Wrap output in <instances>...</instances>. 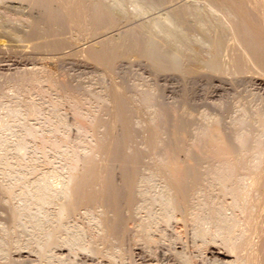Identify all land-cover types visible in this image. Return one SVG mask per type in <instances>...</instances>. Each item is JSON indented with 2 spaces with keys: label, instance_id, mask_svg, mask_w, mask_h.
<instances>
[{
  "label": "bare ground",
  "instance_id": "1",
  "mask_svg": "<svg viewBox=\"0 0 264 264\" xmlns=\"http://www.w3.org/2000/svg\"><path fill=\"white\" fill-rule=\"evenodd\" d=\"M0 1V4L4 5V9H7V11L9 9V11H15L14 13H16L17 10H21L22 12L24 7L31 9L32 12L33 10L35 11L34 14L36 13V16H33L31 19L33 21L30 23L31 27H29L31 31L28 35L31 37L28 36V40L29 37L30 39H39L40 36L46 38L51 36H54L53 38H55V36L64 37L65 34L70 32L71 27L74 28L73 25H70L74 20L70 21L69 18L71 17L73 19L72 16H75L76 20V17H79L81 14L83 20H85L84 23L91 28L88 37L84 36L86 37H83L84 40L81 37L83 41L81 46L85 47V50L81 48L84 50L81 53H85L89 60L103 66L107 70L113 69L117 62L135 59L134 62L136 60L143 61L156 73H173L183 76V78L188 77V79L191 77H201V79L202 77H210L209 80H211V78H213L221 85L217 86L215 84L216 87L213 85L214 91L212 89V96L210 95V97L213 98L221 96L220 92L226 91V87L229 88L231 85L230 88H232V86H234L228 84V86L225 87V81L223 80L225 77L230 78V83L239 81L238 83H242V86L239 84L241 87H244L243 83L251 85H248V87H252L251 90L254 92H250L249 94L250 89L248 90L245 85L246 87L243 88V92L247 90L248 92H246V94L242 92L244 97L240 95L237 97L236 94H239L242 88L239 91V87H236V83L234 90L236 87L238 88L236 90L239 91L237 92L235 90V92H237L235 93L236 97L231 98L234 91L230 88L231 92L233 91L231 96L228 95L230 98L226 97L227 94L223 95L222 93V96L219 97L220 99L223 97L224 100L225 98L230 100H227L228 102L225 100L226 103L223 104L224 106L222 105L223 107H219L221 111L219 112L221 114L216 115L208 111L205 112L206 109L204 111H196L197 107L195 111L192 110L194 107L190 106L192 103L189 104L188 99L181 100V102H183L180 105L183 107L180 109H177L179 107L167 106L168 104L164 105L157 98L155 91H153L154 88L149 89L144 87V85H142L143 87L138 86V83H135V85L132 84L131 86L129 85L130 87L128 90L125 88L126 92L123 91V89H119L122 94H120V91H116L117 89L115 88L116 90L113 91L118 93L113 92L112 97L108 96V99L110 98V100H112V104L114 105H110L115 109L112 108L115 111L112 113L114 115H110L113 116L112 118L110 117L112 119L111 124L118 125V129L115 128V126L114 129H117L119 134L116 135L115 133L117 132H113V126L106 125V128L110 127L111 130L108 131L110 128H107L106 132L104 131V135L97 136V138L99 137L96 140L97 143L93 145L94 150L96 149L95 153L100 152V154L104 155L107 159V162H105L106 166L102 165L106 168H101L100 163H97L100 158L95 161V158H93L96 155L93 153L94 150H88L86 146L89 153L88 155L87 153L83 154L87 157H82V159L79 157L78 159L76 158L78 155H76L72 148L75 157L73 159L71 158L72 156H70V160L66 164V166L68 165V168L65 167L68 170V173L66 172L68 176L66 175L67 177L63 179L58 175V177L54 175V180L55 176L57 178H62L60 180L58 179L55 184H52V181L49 180L48 177H44V175H42L41 178L37 177L38 180L34 181L35 183L32 185H28L27 182L29 181L26 182V179L21 175V177L17 176L16 173H14V177L9 175L12 182L15 184L18 182L21 183H18L19 186L16 185V187L18 186L21 189V192L18 191L20 192L19 197L23 204L25 203L26 208L24 205H21V208L18 203L15 205L16 207H14V205L12 206L13 203H11V207L10 205L8 206L9 212L7 211L8 213L6 212L7 214H5L7 218L9 215V219H7L9 222L7 221V224L10 225L8 226L5 224L4 226L8 236H6L7 233H5V231L2 232L6 234L5 236L7 239L3 237L4 235L0 236L1 238L3 237V239L0 238V257H2V260L9 254V251H7L9 250L8 244L13 243L10 242V238L16 236L14 239L16 242V240H18L16 238L19 237L21 239V237H25L23 234L17 237L19 234L15 235L16 231L13 233L14 230L12 233H9L8 231L12 227L17 230V232L19 230L18 233H20V231L21 233L26 231L25 234L29 231L32 232L31 234H33V232L37 233L35 234L36 236L29 237V241L23 238V241L27 242H24L26 243L25 245L23 244L24 246L19 244L21 247L17 245L15 248L13 246L14 242L12 244L14 251L16 249L14 253H27L28 256H34L33 253H35L38 256L37 258H42L48 262L50 261L52 264V255L56 251L67 250L69 254L81 251V253L84 252L82 253L84 255L82 257L86 261H92L98 256V260L99 258L104 260L106 259L105 257H107L111 258L108 259L109 262L110 260L114 262L115 257H119V255L123 254H119L120 252L118 251L119 253L115 254L117 256L113 255V253H111L115 250L113 245H115L117 249L125 242L124 240L128 238V235L132 233H130L132 229V234L135 235L136 238L134 242L138 239L141 243L144 242L143 244L147 243L146 246L148 247V243L154 245L157 242V239H153L151 236L153 234L156 235L157 233L155 232H159V224L163 223L165 225L164 227L167 228L168 225L166 226V224L179 216L177 222L181 220L184 224L190 223L188 226H191V224L193 225L192 228L196 229H193V231L196 232L194 234L195 237L197 236L203 240L204 236L209 234L213 236V238L210 236L212 238H210L212 240L211 242L216 241L214 238L221 240V246L223 248H220L222 252H215L214 254L221 256L223 260L220 261L214 257V259L217 260L209 259L210 262L212 261L211 264H258L259 259H257L256 250L259 247L260 251L263 253V245L259 243H263L264 238L261 239L262 236L259 237L261 239V242H257L259 246L256 247L257 244L254 245L256 242H253V236L254 234H259V228H256L257 220L255 221V218L257 219V216H255L253 220L254 216L252 214L255 213L258 215V209L260 211L261 208L264 207L262 205L264 202V0H66L67 2L63 0L65 2L64 4L67 3L65 9L60 5L61 3L63 5L62 0L61 3L58 2L59 0ZM24 11L26 10L24 9ZM78 17L77 19L81 20V16ZM78 21H75L76 23L73 24H77ZM74 29L77 30V28ZM74 29L71 30L72 33L75 31ZM86 35H88V33H86ZM43 37L41 39H43ZM70 38L71 37H69L68 40ZM59 39L57 38V40ZM56 44L60 43L57 42ZM74 46L77 47V45ZM32 73L33 75L30 73L28 74L29 79L28 77L27 79H25L26 77L19 79L18 83L16 82L19 84L17 87L21 88L25 86L29 90L30 85L33 84L34 86V84L39 81L38 75L40 73H38V75H36V72ZM43 77H41V79ZM44 81L49 82L48 88L50 85L52 87V79L50 81ZM227 83H229V81ZM35 85H37V83ZM51 87L49 89L54 88L55 85ZM32 88L34 89L35 87ZM65 88L67 89L68 87ZM201 88L203 89V85ZM66 89L64 90L66 91ZM182 89L184 90V87H182ZM38 90H40V87ZM60 90L63 89L60 88L59 91ZM202 91H204V89ZM70 93L72 95V91ZM247 93L249 95H247ZM75 95L78 96L77 94ZM78 97H74L73 94V97H71L72 99L70 98L71 100L67 99L69 103L70 101L72 103H70L71 106H73L71 108L72 112L73 109L75 111L73 113L75 117H73L75 118L76 130L78 129L77 131L81 133L79 134L81 136H85L87 132L90 133V135L93 133L98 135L100 131L97 133V128H99L98 124H100L99 121L101 119L95 121L94 114L93 120L91 119L92 117L88 119L89 116L87 115L85 117L83 114L90 113L82 112L80 107H85V104L81 105L80 103H84L85 101L79 102L78 100L83 97ZM26 103L25 105L27 106L24 109L26 110L25 113L27 112L26 117L30 114H35L32 110L37 111L38 108L33 109L34 106L32 107V105ZM22 105H24V102ZM54 107L55 106H53V109H55ZM57 107H59V105ZM190 107L192 109H190ZM209 107L211 106L209 105ZM198 110H200V108H198ZM18 113L16 109H8V114L10 115H17ZM137 114H141V116L142 114L147 115L144 116V118L146 117L145 120L147 119V121H145L147 122V124H145V139L141 136L142 134H137V126L143 129L142 126L144 125L143 121L142 123L141 120L138 121L141 117H137L138 119L136 118V116H140ZM95 117L97 118V116ZM99 117L101 118L100 115ZM138 122L141 124H138ZM101 125H103L102 122L99 126ZM11 130L12 127L6 121L0 120V133ZM31 131L32 130L28 129L25 131L26 133L24 132L26 138L27 136H32L34 132ZM143 131L145 130L143 129ZM96 135L95 137H90L96 139ZM138 135L144 139L140 141L141 143L139 142L140 137L138 138ZM34 136L35 134L33 137ZM83 138L85 139L86 137ZM25 140L22 139V143L19 142L21 144L18 143V147H14L16 148L14 150L22 154L27 147ZM60 140L62 141V139ZM63 140L66 139L63 138ZM94 140H92V142ZM55 141H53L54 143L48 141L51 146L50 148L53 147L52 149L61 152L62 147ZM4 144L6 146L7 143L3 138L0 141L1 176L4 175V171H8V175L11 170L10 167L14 166L10 160L5 158L6 156H3L6 152L5 149V151L2 152L3 148H5ZM45 144L46 141L43 145ZM39 146L40 148L42 147V142H40ZM44 147L42 148L44 149ZM66 147L67 146H65V148ZM71 147L72 146H70V148ZM68 150L66 148V151L60 154L62 155V153H64V156L71 155V153L66 154ZM14 158H16V156ZM14 161L16 162L17 160ZM22 167L21 164V168H18L22 169ZM4 168L7 170H4ZM61 169L63 168L61 167ZM114 169H116V171H114ZM15 170H17V168ZM62 171L65 170L63 169ZM115 172L116 175L118 174L117 176L114 174ZM53 173V170H51V175H53ZM47 174L45 173L46 176L50 175V173ZM6 176L4 175L3 177L7 179L9 176L7 178ZM1 179L2 177H0V180ZM6 183L8 182H5V184ZM10 184L14 185L13 183ZM0 189L6 200L16 196L15 192L17 190L14 191V186H2ZM17 196L16 198H18ZM227 198L230 200V203L228 200V204H224ZM1 201L0 204L5 203L3 200ZM6 202L9 201L7 200ZM4 205L5 204H3V206ZM258 206H260V208ZM19 207L21 209H19ZM140 212H143L141 216L139 215ZM144 213L146 215L144 217L145 219L142 218L144 216H142V214ZM245 213H249L248 215L250 216L248 217L245 215L244 217L240 215H244ZM238 214L241 217H238ZM138 215L142 221L138 218ZM78 216H80V218L86 217V226L83 223V226H80V223H78L80 225L76 224L75 219H78ZM246 217H248V219ZM137 218L140 221H138ZM242 218H245V221L246 219L249 221L247 229L244 227V230L243 228H239L241 225L240 220L242 223L245 222ZM249 219L253 220L254 223L256 222V225H253L254 223L252 222V224ZM154 221L159 222V224H156ZM129 222L131 225L134 223V227H132L133 225L131 226ZM127 224L130 225V227H128L132 228L131 230L128 229ZM245 224L244 226H246ZM154 225L156 228L158 227L157 230L154 228ZM152 227L155 229V232H151L152 234H150V231H153ZM251 227L252 229H250ZM4 229L2 228L1 230ZM12 234H14V236ZM133 235L130 236L132 237ZM86 238L89 239L88 241L86 240L88 242L87 244L84 240ZM133 239L134 238L131 239L132 242ZM112 240L117 244L119 242L121 244L119 243V246L115 243L112 245ZM127 240L126 242H128ZM132 242L130 241V243ZM138 242L139 241H137V243ZM182 242L184 243L185 241ZM121 247L123 246H120V248ZM243 251L244 253H242ZM76 253L74 257H76ZM85 253L88 254L86 255ZM179 253L180 252H178V257L180 258L179 264H191V257L188 258ZM8 257L10 259V254ZM93 257L95 258L92 259ZM112 257L114 258L112 259ZM9 259L7 258L9 264H15L14 260L11 261V259ZM54 259H56V256ZM98 260L96 259V261ZM4 261L6 260L4 259ZM57 261L63 264V260L62 262L59 259ZM203 261L205 262V260ZM260 261L262 262L259 264H264V258ZM65 262L67 264V261ZM144 264L146 263L144 262ZM147 264H149V260Z\"/></svg>",
  "mask_w": 264,
  "mask_h": 264
},
{
  "label": "rangeland",
  "instance_id": "2",
  "mask_svg": "<svg viewBox=\"0 0 264 264\" xmlns=\"http://www.w3.org/2000/svg\"><path fill=\"white\" fill-rule=\"evenodd\" d=\"M63 1V0H62ZM61 0H59L58 2H62ZM65 2H67L66 0H64ZM63 1V5H62V3L60 4L61 6H62V8L63 9H65V7H67V3L66 4H64L65 2ZM1 2V1H0ZM60 6V7H61ZM0 8H2V9H0V120H3V121H6L11 127H12V130L11 131H6V132H1L0 133V141H1V139H3L4 138V140H5V142L7 143L6 144V146H5V144H4V147L5 148H3V150H2V152L3 151H5L6 150V154L4 153V155L3 156H6L5 158H7L8 160H10V162H12V165H14L13 167H10V171H9V174L7 175V172L8 171H4V175L6 176V178L10 175L11 177H14V173H16V175L17 176H23V178H25L26 179V182L27 181H29V182H27L28 183V185H32V184H34L35 182L34 181H37L38 179H37V177L38 178H41L42 177V175H44V177H48L49 178V180H51L52 181V184H55V182L57 183V181H58V179L60 180V179H64V178H66L68 175H67V169L66 168H68V165L66 166V164L68 163V161L70 160V156H72L71 158H73L74 159V157H75V154H73V152H72V148H73V151H75V153H76V155H78V156H76V158L78 159V157L79 158H81L82 159V157H84L85 158V156L86 155H83V154H86L87 153V155H88V153H89V151L88 150H94V146L93 145H95V143H97V139L99 138H97V136H101V135H104L105 134V132H106V129L107 128H110V127H107L106 128V125H110L111 127L113 126V128L112 129H114V126H115V128H117L118 127V125H112L111 124V121H112V117L113 116H110V115H114V114H112L113 112H115L114 110V108H113V106H111V105H114V104H112V100H110V98L108 99V96L110 97H112V93L114 92L113 90H116V91H120V90H122L123 89V91H125L126 92V90H125V88L128 90V88L132 85V84H134L135 85V83L137 84L138 83V86H142V85H144V87H146V88H149V89H153V91H155V93H156V96H157V98L159 99V101L161 102V103H163L164 105H167V106H172V107H175V108H177V107H179V108H177V109H180V108H182L181 107V105L180 104H182V102H181V100H183V99H185V100H187L188 99V102H189V104H191L190 106L191 107H194L193 109L190 107V109H192V110H194L195 111V108H196V111H204L205 109V112L206 111H208V112H210L211 114H216V115H220L221 113V111H220V108L219 107H223L224 105V103H226V102H228L229 100H228V98H230L229 96H231V94H232V92H233V96H231V98H234V97H238V95H240V96H243V94H246V92H248V90H249V94H250V92L251 93H254V92H252V90H251V88L252 87H248V85L249 84H247V83H243L244 84V87H241L242 85V83H238L239 81H237L236 83L239 85H237L235 82H231L230 83V81L231 80H229L230 78H227V77H223L222 79L225 81V83H224V81H223V83H224V86L226 87V86H228V84L230 85V84H232V85H234L235 86V84H236V87H239V89L238 88H236L235 87V90L236 89H238L239 91L241 90V88H242V91H240V93L239 94H236V96H235V93H237V92H239L238 90H236L237 92H235V90H234V86H232V88H230V86H229V88L232 90L233 89V91L231 92V90L228 88V87H226V91H224V92H220V94H221V96H222V93H223V95H226L227 94V96L226 97H228V98H225V100H226V102H225V100L223 99V97H222V99H220L219 97H221V96H218V97H210V95H211V90L214 88V87H216V85L217 86H221L216 80H214L213 78H211V80H209L210 79V77H202V79H201V77H198V78H189L188 79V77L187 78H183V76H180V75H177V74H171V73H156L151 67H149L148 66V64H146L145 62H143V61H135L134 62V60L135 59H129V60H125V61H120V62H117L115 65H114V67H113V69H111V70H107V69H105L103 66H100V65H98V64H96V63H94L93 61H91V60H89L88 58H87V56L85 55V53H81V52H83L85 49V47H82L81 45H82V43H83V41L81 40V37L83 38L84 36H89V33H90V30H91V28L86 24V23H84L85 22V20H83V18H82V15L80 14V18H81V20L80 19H77V17H76V20H75V16H72L73 17V19L70 17V16H68V17H70L69 19H70V21L72 20H74V22L73 23H76L75 21H78V23L77 24H73V23H70V25L72 26L73 25V27L74 28H77V30L76 29H74V28H72L71 27V30H75V31H73L74 33H72V31L70 30V32L68 33V34H65L64 35V37L63 36H55V38H53L54 36H51V37H48V38H46V37H43V39H41L42 37L40 36V38L38 39V38H31L30 39V35H28L29 33H30V31H31V28L29 29V27H31V22L33 21V20H31L32 18H33V16H36V13L34 14V10H33V12H32V10L31 9H29V8H26V7H24L23 9H22V12H21V10H17V11H19V12H17L16 11V13H14L15 11H13V10H10L11 11V13H10V11H9V9H8V11H7V9L5 10L4 9V5H2V4H0ZM24 9L26 10V11H24ZM28 10H31V11H28ZM2 11V12H1ZM21 12V13H20ZM2 13V14H1ZM31 13V14H30ZM3 15H5V16H3ZM8 15V16H7ZM28 15V16H27ZM32 16V17H31ZM20 17V18H19ZM78 17V18H79ZM5 18V19H4ZM7 18V19H6ZM68 19V20H69ZM8 20H9V22H8ZM82 21V22H81ZM4 23V24H3ZM77 26V27H76ZM79 27V28H78ZM5 28V29H4ZM79 29V30H78ZM86 33H88V35H86ZM4 34V35H3ZM26 34V35H25ZM2 35V36H1ZM28 36H30L29 37V40H28ZM2 37V38H1ZM26 37V38H25ZM59 39L60 37V39L59 40H57V38ZM69 37H71L69 40H68V38ZM76 37V38H75ZM78 38V39H77ZM84 38H86V37H84ZM84 38H83V40H84ZM35 40V41H34ZM73 40V41H72ZM30 41V42H29ZM37 41V42H36ZM39 41V42H38ZM79 41V42H78ZM60 43V44H56V43ZM76 42V43H75ZM47 46H46V45ZM73 44V45H72ZM78 44H79V46H78ZM45 47H44V46ZM56 45H59V46H55ZM74 45H77V47L76 46H74ZM52 46V47H51ZM57 47H59V48H57ZM77 48V49H76ZM84 49V50H82V49ZM39 49V50H38ZM79 49V50H78ZM81 50V51H80ZM78 52V53H77ZM8 59V60H7ZM133 60V61H132ZM34 62V63H33ZM28 63V64H27ZM31 63V64H30ZM135 63V64H134ZM8 65V66H7ZM11 66V67H10ZM25 67V68H24ZM28 67V68H27ZM33 67V68H32ZM30 68V69H29ZM35 68V69H34ZM149 68V69H148ZM24 69H26V70H24ZM144 69V70H143ZM113 70V71H112ZM109 71H111V72H109ZM32 72H36L37 74L36 75H38V73H40L38 76V78H39V81L40 80H42V81H37L36 83H37V85H35L34 84V86H33V84L32 85H30V87H29V90H28V88L27 87H25V86H20L21 88H19V87H17V86H19V84H17L18 83V80L19 79H21L22 77L23 78H25V79H27V77H28V74L30 73L31 75H33V73ZM152 72H154V73H152ZM23 73V74H22ZM22 74V75H21ZM17 75H19V76H17ZM21 75V76H20ZM27 75V76H26ZM31 75H29V76H31ZM47 76V77H45V76ZM151 75V76H150ZM43 77V78H45V79H41V77ZM49 76V77H48ZM165 76H166V78H165ZM50 77H51V79L53 80V84H52V87H54V85H55V87L54 88H52L51 87V85H50V87L52 88V89H49L48 88V86H49V82H46V81H44V80H51L50 79ZM48 78V79H47ZM181 78V79H180ZM183 78V79H182ZM201 80H200V79ZM28 79H29V77H28ZM166 79V80H165ZM199 79V80H198ZM207 79V80H206ZM219 79V78H218ZM225 79H227V80H225ZM17 80V81H16ZM131 80H133V81H131ZM145 80V81H144ZM198 80V81H197ZM203 80V81H202ZM206 80V81H205ZM185 81V82H184ZM200 81V82H199ZM212 81V82H211ZM229 81V83H227ZM17 82V83H16ZM140 82V83H139ZM191 82H192V84H191ZM195 82H196V84H195ZM203 82V83H202ZM207 82V83H206ZM216 82V83H215ZM39 83V84H38ZM131 83V84H130ZM185 83V84H184ZM218 83V84H217ZM234 83V84H233ZM4 84V85H3ZM201 84V85H200ZM216 84V85H215ZM227 84V85H226ZM127 85H128V87H127ZM130 85V86H129ZM147 85V86H146ZM150 85V86H149ZM183 85V86H182ZM191 85V86H190ZM198 87H197V86ZM202 85H203V89H204V91H202L203 89L201 88L202 87ZM207 85V86H206ZM209 85H210V87H209ZM213 85H215L214 87H213ZM247 87H246V86ZM64 86V87H63ZM124 86V87H123ZM172 86V87H171ZM193 86V87H192ZM212 86V87H211ZM223 86V88L225 89V87ZM249 86H251V85H249ZM7 87V88H6ZM23 87H25V88H23ZM32 87H35L34 89L32 88ZM40 87V90H41V92H40V90H38V88ZM65 87H70L69 89H68V92H67V89L65 88ZM143 87V86H142ZM170 87V88H169ZM182 87H184V90L182 89ZM186 87V88H185ZM197 87V88H196ZM248 88V90L246 91V89H245V91L246 92H243L244 91V89L243 88ZM6 88V89H5ZM27 88V89H26ZM57 88H61V89H63V90H60L59 91V89H57ZM116 88V89H115ZM199 88V89H198ZM207 88V89H206ZM210 88V89H209ZM228 88V89H227ZM9 89V90H8ZM21 89V90H20ZM30 89H32V90H30ZM64 89H66V91L64 90ZM120 89V90H119ZM195 90V91H194ZM201 90V91H200ZM206 90H207V92H206ZM210 90V91H209ZM228 90V91H227ZM2 91V92H1ZM62 91V92H61ZM72 91V95H71V92ZM114 92V93H118V92ZM213 91H214V89H213ZM67 92V93H66ZM74 92V93H73ZM77 92V93H76ZM80 92V93H79ZM170 92V93H169ZM195 92V93H194ZM229 94H228V93ZM242 92H243V94H242ZM2 93V94H1ZM62 93V94H61ZM69 93V94H68ZM183 93V94H182ZM189 93H190V95H189ZM192 93H193V95H192ZM210 93V94H209ZM73 94H74V97H78V98H80V97H83V98H80L78 101L79 102H82L83 100L85 101H83L84 103H80L81 105H84L85 107H83V106H81L80 107V109L82 110V112H86V113H90V114H83L85 117H86V115L87 116H89V118L88 119H90L91 117V119L93 120V114L95 115V116H97V118L94 116V120L96 121V120H100L99 122H100V124H101V122H102V124L103 125H101V126H99L100 124H98V127L99 128H97L98 130H97V133L99 132V134L98 135H96V134H92V135H90V133H84L85 134V136H81V135H79V134H81V133H79L77 130H76V128L77 127H75L76 126V123L74 122V120H75V115L73 114L75 111H74V109H73V112H72V107L73 106H71V101H70V103H69V101L68 100H71L72 98L71 97H73ZM75 94H77L78 96H76ZM80 94H81V96H80ZM93 96V98H92V96ZM120 94H122V92L120 91ZM161 94V95H160ZM188 94V95H187ZM208 94H209V96H208ZM248 93H247V95H249ZM67 95V96H66ZM69 95V96H68ZM70 95H71V97H70ZM175 95V96H174ZM182 95V96H181ZM203 95V96H202ZM229 95V96H228ZM247 95H245V96H247ZM97 96V97H96ZM179 98H178V97ZM193 97V99H192V97ZM212 96V95H211ZM65 97V98H64ZM69 97V98H68ZM176 97V98H175ZM185 97V98H184ZM198 97V98H197ZM210 97V98H209ZM244 97V96H243ZM71 98V99H70ZM98 98V99H97ZM162 98V99H161ZM171 98V99H170ZM174 98V99H173ZM68 99V100H67ZM82 99V100H81ZM112 99V98H111ZM179 101H178V100ZM207 99V100H206ZM211 99V100H210ZM215 99V100H214ZM98 100V101H97ZM111 102H110V101ZM172 100H174V101H172ZM176 100V101H175ZM228 100V101H227ZM178 101V102H177ZM199 101H200V103H199ZM202 101H205V102H202ZM218 101V102H217ZM23 102H24V105H25V103L26 104H30V105H32V107H33V109H37L38 108V110L36 111V110H32V112H34L35 114H33V115H31L30 113H28V114H30V115H28V117H26L27 116V112L25 113V111L26 110H24L25 109V107L27 106V105H22L23 104ZM29 102H31V103H29ZM166 102V103H165ZM207 102V103H206ZM212 102V103H211ZM33 103V104H32ZM101 103V104H100ZM199 103V104H198ZM217 103V104H216ZM54 104V105H53ZM59 105V107H57L58 105ZM79 104V105H80ZM108 104H109V106H108ZM111 104V105H110ZM176 104V105H175ZM215 104V105H214ZM50 105H53V106H55L54 108L55 109H53V106H50ZM209 105L211 106V107H209ZM217 105V106H216ZM223 105V106H222ZM7 106V107H6ZM200 106V107H199ZM12 108V109H16V111L17 112H19L17 115H10V114H8V109L9 108ZM24 107V108H23ZM83 107V108H82ZM115 107V106H114ZM189 107V106H188ZM202 107V108H201ZM205 107V108H204ZM208 107V108H207ZM87 108V109H86ZM114 110H113V109ZM198 108H200V110H198ZM84 109V110H83ZM110 109V110H109ZM214 109H215V111H214ZM54 110H55V112H54ZM110 112H108V111ZM209 110H211V111H209ZM218 110V111H217ZM22 111V112H21ZM36 111V112H35ZM39 111V112H38ZM102 111V112H101ZM220 111V112H219ZM101 112V113H100ZM36 113H37V115H36ZM97 113V114H96ZM39 114V115H38ZM58 114V115H57ZM102 114V115H101ZM24 115V116H23ZM92 115V116H91ZM99 115L101 116V118L99 117ZM108 115V116H107ZM137 115H140V116H136V118L137 117H141L140 119H138V121H140L141 120V123H142V121H143V129L145 130V131H143V129H141V127L140 126H137L138 127V132H140V133H138L137 132V134H142L141 136L145 139L146 138V129H145V124H147V122H145V121H147V119L145 120V118H144V116H147V115H143L142 114V116H141V114H137ZM58 116H60V117H58ZM74 116V117H73ZM214 116V115H213ZM32 117V118H31ZM111 117V118H110ZM143 117V118H142ZM111 120H110V119ZM59 119V120H58ZM103 119V120H102ZM143 119V120H142ZM62 120V121H61ZM35 121V122H34ZM36 121H38V122H36ZM104 121V122H103ZM110 121V122H109ZM59 122V123H58ZM99 122H97V123H99ZM107 122H109V123H107ZM145 122V123H144ZM227 122V121H226ZM75 123V124H74ZM104 123H105V125H104ZM140 122H138V124H141ZM62 124V125H61ZM66 124V125H65ZM85 124H87V123H85ZM59 125V126H58ZM63 125H65V126H63ZM60 126H62V127H60ZM67 126V127H66ZM74 128H73V127ZM22 127V128H21ZM54 127V128H53ZM64 127V128H63ZM101 127V128H100ZM140 127V128H139ZM27 128V129H26ZM32 128V129H31ZM38 128V129H37ZM60 128V129H59ZM68 128H69V132H68ZM24 129H25V131H27L28 129H30V130H32L31 132H34L33 134H32V136L30 137H28L27 136V138H26V132L24 131ZM55 131H54V130ZM73 129V130H72ZM118 129V128H117ZM113 130V132H117V133H115L116 135L117 134H119V132H118V130ZM111 130V128L110 129H108V131H110ZM71 131V132H70ZM76 131V132H75ZM105 131V132H104ZM142 131V132H141ZM25 132V133H24ZM54 134H53V133ZM60 133V135H59V133ZM62 132V133H61ZM78 132V133H77ZM104 132V133H103ZM5 133V134H4ZM70 133V134H69ZM72 133V134H71ZM76 133V134H75ZM101 133V134H100ZM4 134V135H3ZM35 134V136L33 137V135ZM38 134V135H37ZM40 134V135H39ZM46 134V135H45ZM53 134V135H52ZM58 134V135H57ZM62 134V135H61ZM79 135V136H78ZM82 135H83V133H82ZM95 135H96V139L95 138H91L92 136H94L95 137ZM138 135V138L140 139L139 140V142L140 141H143L144 139L141 137V136H139ZM23 136V137H22ZM49 136H51V137H49ZM91 136V137H90ZM36 137V138H35ZM37 137H39L40 138V141H39V138H37ZM53 137V138H52ZM58 139H57V138ZM66 137V138H65ZM68 137V138H67ZM81 137V138H80ZM83 137H86L85 139L83 138ZM31 138H34V139H31ZM46 138V139H45ZM63 138L64 139H66V140H63ZM90 138V139H89ZM138 138H137V142H138ZM25 140L26 142V150H24L23 151V155L20 153V152H18L17 150V152L14 150V149H16L18 146V143L19 142H21L22 143V141L21 140ZM31 139V140H30ZM48 139V140H47ZM53 139V140H52ZM55 139H56V141H55ZM60 139H62V141L60 140ZM82 139H83V141H82ZM95 139V140H94ZM143 139V140H142ZM7 140H8V142H7ZM20 140V141H19ZM61 141V143H60V141ZM92 140H94V141H96V142H94V144H93V142H92ZM10 141V142H9ZM34 141V142H33ZM44 141V142H43ZM45 141H46V144L45 145H43L44 143H45ZM48 141L50 142V143H54L53 141H55L56 143H58V144H60V146L62 147V151L61 152H64V151H66V148H67V150H68V146H69V150H68V152L66 153V154H69V153H71V155H66V156H64L63 154L64 153H62V155L60 154L61 152H57L55 149H52V148H50L51 146H50V143H48ZM52 141V142H51ZM87 141V142H86ZM24 142V141H23ZM40 142H42V147H44V149L41 147L40 148ZM62 142H63V144L65 145V146H67L66 148H65V146L62 144ZM66 142V143H65ZM68 142V143H67ZM91 142H92V144H91ZM21 143H19V144H21ZM141 143V142H140ZM37 144V145H36ZM98 144H99V142H98ZM105 144V143H104ZM9 145V146H8ZM97 145V144H96ZM17 146V147H16ZM64 146V147H63ZM70 146H72L71 148H70ZM74 146V147H73ZM88 147V150H87V147ZM14 147H16V148H14ZM79 147V148H78ZM84 147V148H83ZM86 147V148H85ZM40 148V149H39ZM65 148V149H64ZM75 148V149H74ZM98 148V147H97ZM5 149V150H4ZM10 149V150H9ZM44 151H43V150ZM51 149V150H50ZM64 149V150H63ZM85 149V150H84ZM8 150V151H7ZM87 150V151H86ZM69 151H71V152H69ZM95 151H96V149L93 151V153H95ZM97 151H98V149H97ZM22 152V151H21ZM9 153H10V155H9ZM45 155H44V154ZM78 153V154H77ZM17 154H18V156H17ZM57 154V155H56ZM96 155L95 156H97V157H93V158H95V161H97V159L98 158H100V159H98V161H97V163H100V165H101V168H103L104 166H106L105 165V162H107V159L105 158V156L104 155H102V154H100V152L99 153H95ZM22 155V156H21ZM43 157H42V156ZM83 155V156H82ZM94 155V154H93ZM13 156V157H12ZM16 156V158H14ZM11 159H10V158ZM22 157V158H21ZM63 157V158H62ZM87 157V156H86ZM42 158H44V159H42ZM66 158V159H65ZM12 159H13V161H12ZM19 159V160H18ZM41 159V160H40ZM14 160H17L16 162L14 161ZM22 160V161H21ZM104 160H106V161H104ZM18 161H21V162H18ZM24 161V162H23ZM29 161V162H28ZM38 161V162H37ZM40 161V162H39ZM66 161V162H65ZM100 161V162H99ZM104 161V162H103ZM23 162V163H22ZM32 162H34V163H32ZM15 163V164H14ZM16 163H18V164H16ZM22 164V169H19V168H21V164ZM30 163V164H29ZM38 163V164H37ZM103 163V164H102ZM44 164V165H43ZM17 165H18V167H17ZM26 165V166H25ZM43 165V166H42ZM46 165V166H45ZM102 165H104V166H102ZM25 166V167H24ZM34 166V167H33ZM42 166V167H41ZM60 167V169H59V167ZM29 167V168H28ZM31 167H33V168H31ZM51 167H52V169H51ZM61 167L65 170V171H62L63 169H61ZM66 167V168H65ZM1 168H3V167H1ZM17 168V170H15ZM25 168V169H24ZM28 168V169H27ZM31 168V169H30ZM37 168H38V170H37ZM40 168V169H39ZM104 168H106V167H104ZM27 169V170H26ZM3 170V169H2ZM4 170H7V169H5L4 168ZM8 170H9V168H8ZM24 170V171H23ZM29 170V171H28ZM36 170V171H35ZM51 170H53V175H51ZM61 170V171H60ZM13 171V172H12ZM19 171H21V172H19ZM50 173V175H48L49 173ZM114 171H116V169H114ZM114 171H112V172H114ZM5 172H6V174H5ZM43 172V173H42ZM61 172V173H60ZM67 172V173H66ZM11 173V174H10ZM24 173V174H23ZM31 173H33V174H31ZM41 173V174H40ZM45 173L48 175V176H46L45 175ZM117 173L119 174V171L117 170ZM1 174H2V172L0 171V177H2V179L1 180H3V181H1L0 180V185H2L3 187L5 186H9V185H11V186H14V191H16L15 193H16V196H17V194H18V198H16V196H14V197H12V199H7L9 202H6L7 200L4 198V196L2 195V192L0 191V203L2 202L1 200H3V202H5V203H2V204H0V233L2 234H0V236H3V237H5L6 239H7V237L6 236H8V233L5 231V224L6 225H8L7 224V221L9 222V220H7V219H9V215H8V218L6 217L7 215V213L9 212L8 210H9V208H8V206L10 205V207H11V203H13L12 204V206L14 205V207H16L15 205L18 203V205L22 208V206L24 205L25 206V208H26V205H25V203L23 204V202H22V200H20V197H19V195H20V192H21V189H20V187H18L19 185H18V183L17 184H15L14 182H12V180H10V176L7 178V179H5L3 176L4 175H2L1 176ZM65 174V175H64ZM115 175H116V172L114 173ZM117 174V175H118ZM13 175V176H12ZM28 175V176H27ZM31 177H30V176ZM41 175V176H40ZM54 175H58V176H60V177H62V178H57L56 176H55V180H54ZM67 175V176H66ZM116 175V176H117ZM20 176V177H21ZM27 178H26V177ZM40 176V177H39ZM52 176V177H51ZM65 176V177H64ZM29 177V178H28ZM51 177V178H50ZM53 178V179H52ZM24 179V180H25ZM34 179V180H33ZM36 179V180H35ZM9 180V181H8ZM33 182H32V181ZM5 182H8V183H6L5 184ZM30 182H32V183H30ZM10 183H13L14 185H12V184H10ZM19 184H21V183H19ZM16 185H18L17 187H16ZM2 186H0V188L2 187ZM1 190V189H0ZM18 191H20V192H18ZM17 199H18V201H17ZM14 200V201H13ZM224 200V199H223ZM222 200V201H223ZM229 199L227 198V199H225V201H223V202H225L224 204H228V201ZM264 200V199H263ZM11 201V202H10ZM17 201V202H16ZM260 202H263V201H260ZM259 202V203H260ZM229 203H230V200H229ZM3 204H5L4 206H5V208H6V206H7V208L5 209L4 208V206H3ZM6 204H8V205H6ZM17 205V206H18ZM22 205V206H21ZM260 205V204H259ZM262 205L264 206V202L262 203ZM261 205V206H262ZM1 206H3V207H1ZM19 207V209H21ZM259 208H260V206H258ZM18 208V207H17ZM263 208V209H262ZM261 208V210L259 211V209H258V211H257V214L259 215H256L255 213L254 214H252L254 217H253V220H254V218H255V216H257V219L255 218V221L257 220V225L254 223V221L253 220H251V219H249L250 220V222L253 224V225H256L257 227L256 228H259L258 229V233L259 234H261V235H259V234H254V236H253V242H256V243H254V245L255 244H257L256 245V247L257 246H259V244L261 245H263V253L260 251V248L258 247L257 248V256H258V258L257 259H259L258 261V264L260 263V262H262V261H260L261 259L263 260V256H264V237H263V235H264V207H262ZM1 210H3V211H1ZM8 211V212H7ZM7 212V213H6ZM262 212V213H261ZM4 213V214H3ZM6 213V214H5ZM141 213H143V212H140L139 213V215L141 216ZM249 213H245L244 215L243 214H240L241 216H244L245 217V215L246 216H250V215H248ZM138 215V218H140V216ZM144 215V216H143ZM239 214H238V217L240 216ZM142 218H144L146 215H145V213L144 214H142ZM240 216V217H241ZM261 216V217H260ZM3 217V218H2ZM248 217H246L247 219H248ZM259 217V218H258ZM79 218H80V216H78V219L76 218L75 219V222H76V224L77 225H80V226H83V224H85V226H86V224H87V219H85L86 217H84V218H80V220H79ZM138 218H137V220H138ZM177 218V219H176ZM6 219V220H5ZM141 219V218H140ZM145 219V218H144ZM178 219H179V216H177V217H175V220H176V222L178 221ZM239 219H241V218H239ZM245 219V218H244ZM243 218H242V220L243 221H245ZM247 219H246V221H247ZM259 219V220H258ZM2 220H3V222H2ZM80 221V222H78V221ZM82 220H84V221H82ZM136 220V221H137ZM175 220H173V221H171L170 223H168V224H166V226H167V228L166 227H164L165 225L163 224H159V222H156V221H154L156 224H159V232H155V229L157 230V228H156V226L154 225V228L152 227V229H153V231H150V234H152L153 232H155V233H157L156 235H150L151 236V238H153V239H157L156 241V243H155V240H154V245L153 244H149L148 243V247L146 246V244L147 243H145V244H143V243H141V241L140 240H136L135 242H134V240L136 239L135 238V235H133L132 233H133V229L132 228H129L130 227V222H129V224H127V227H128V229H132L131 231H130V233L131 234H129L128 235V238H126V240L128 241V242H126V240H124L125 242H123V243H125V244H121L120 242V244L118 243H115V239L114 240H112V245L115 243V244H117L118 246L120 245V246H123V247H121L120 248V246L118 247L120 250H122V248H123V250L122 251H120L118 248V250L115 248L116 246L115 245H113L114 247V252H111V253H113V255H115L116 253L118 254L119 252V254H123V255H119V257L121 256H123L122 258H121V260H120V258L117 256V255H115V256H117V257H115V260H114V262L113 261H111L110 260V262L108 261V259H111V258H107V257H105L106 259H102V258H99V260H98V256H96V259L98 260V261H96V259H94L95 257H93L92 259H94V260H92V261H86L85 259H83V257L82 256H84L82 253H84V252H82L81 253V251H79V252H75L76 253V257H74L75 256V253H74V255H73V253L72 254H69V252H67V250H63V251H56V252H54L53 253V257L55 258V256H56V259L58 260H60L61 262H62V260H63V264H64V262L65 261H67V264H70V263H72V264H111V262H112V264L113 263H115V264H144V262L147 264V262H148V260H149V264H179V261H180V258L178 257V252H180L181 253V255L183 254L184 256H186V257H188V258H190V261H191V264L192 263H194V264H200V263H202V264H211V262H210V260H213L214 259V257H216L217 259H219L220 261L221 260H223V258L221 257V256H219V255H216V254H214L215 252H222V249L221 248H223L221 245V240L220 239H217V238H214L216 241H213V242H211L212 240V238H213V236H211V235H205L204 236V239L203 240H201L200 238H198L197 236L195 237V231H193V229L194 230H196L195 228H192L193 227V225L191 224V226H188L189 224L188 223H186V224H184V222L182 223L181 222V220H180V222H175ZM138 221H140V220H138ZM137 221V222H138ZM141 221H142V219H141ZM158 221H161V220H158ZM243 222L246 226H244V224L241 222V220H240V223H241V225H240V229H242L243 228V230H244V227H246L245 229H247V227H248V224H249V221H247V222ZM162 222V221H161ZM173 222H175V223H173ZM78 223H80V224H78ZM83 223V224H82ZM183 225H182V224ZM134 223H132V225H133ZM170 224V225H169ZM10 225V224H9ZM8 225V226H9ZM131 225V226H132ZM162 227H161V226ZM84 226V227H85ZM185 228H184V227ZM259 226V227H258ZM263 226V227H262ZM12 227V226H11ZM132 227H134V225L132 226ZM169 227V228H168ZM4 229V230H1V229ZM6 228H8V227H6ZM10 228V227H9ZM164 228H166V229H164ZM172 228V229H171ZM180 230H179V229ZM184 228V229H183ZM190 228V229H189ZM151 229V230H152ZM187 229V230H186ZM250 229H252V227L250 228ZM13 230H14V232H13ZM160 230H161V232H160ZM164 230V231H163ZM172 230H173V232H172ZM179 230V231H178ZM182 230V231H181ZM248 230H249V228H248ZM2 231H5V233H7V235L6 234H4V232H2ZM15 231H16V233H15ZM178 231V232H177ZM184 231H186V232H184ZM262 231V232H261ZM9 233H15V235L16 234H19V235H17V237L18 236H21L22 234L23 235H25V237L23 236V237H21V239L18 237V238H16V239H20V240H22L23 241V238H24V240H26V241H29L30 239H28L29 237H34V236H36L35 234H37V233H35V232H33V234H31L32 232H27L26 234H25V232L23 231V233H21V231H20V233H18L19 232V230H18V232H17V230H15V229H13V227L12 228H10V230L8 231ZM152 232V233H151ZM171 232V233H170ZM175 232V233H174ZM181 232V233H180ZM173 233V234H172ZM178 235H177V234ZM183 233V234H182ZM185 233V234H184ZM192 233V234H191ZM31 234V235H30ZM176 234V235H175ZM190 234V235H189ZM6 235V236H5ZM13 236H14V234H12ZM28 237H27V236ZM130 235H133L132 237L130 236ZM184 235V236H183ZM253 235V234H252ZM154 236V237H153ZM178 238H177V237ZM181 236V237H180ZM192 236H193V238H192ZM208 236V237H207ZM212 238H211V237ZM262 236V238L261 239H263L262 241H263V243L260 241L261 239L259 238V237H261ZM3 237L1 238V239H3ZM10 237H12V236H10ZM10 237H8V238H10ZM15 237L16 236H14V237H12V238H10L11 240H10V242H15ZM27 237V238H26ZM130 237V238H129ZM162 237V238H161ZM166 237V238H165ZM170 237V238H169ZM184 237V238H183ZM26 238V239H25ZM132 238H134L133 239V242H132ZM174 238V239H173ZM190 238H192V239H190ZM196 238V239H195ZM209 238V239H208ZM211 238V239H210ZM257 238V239H256ZM28 239V240H27ZM153 239H152V241H153ZM159 239V240H158ZM172 239V240H171ZM182 239V240H181ZM18 240H16V242L13 244V246L16 248L17 247V245H19V244H26L27 242L26 241H23V243H22V241H20V243H19V241ZM85 241L87 240H89V239H84ZM161 240V241H160ZM175 240V241H174ZM181 242H180V241ZM198 240V241H197ZM204 240H206V241H204ZM17 241H18V243H17ZM84 241V242H85ZM85 242L86 244L88 243V242ZM130 241L132 242V243H130ZM137 241H139L138 243H137ZM182 241H185L184 243L182 242ZM194 241V242H193ZM210 241V242H209ZM220 241V242H219ZM261 242V243H257V242ZM24 242H26V243H24ZM118 242V241H117ZM190 242V243H189ZM200 242H202V243H200ZM207 242V243H206ZM151 243V242H150ZM175 243V244H174ZM194 243V244H193ZM200 243V244H199ZM204 243V244H203ZM206 243V244H205ZM210 243V244H209ZM213 243V244H212ZM12 244L10 243V244H8L9 246V250H7V251H9L8 253L10 254V259H11V261L12 260H14L15 261V264H36V263H39V264H51V262L49 261H46V260H44V259H42V258H37L38 256L35 254V253H33L34 254V256L32 255V256H28L27 255V253H19V254H17V253H14L15 251H16V249H15V251H14V248H13V246H12ZM16 244V245H15ZM134 244V245H133ZM161 244V245H160ZM190 244V245H189ZM196 244H198V245H196ZM208 244V245H207ZM217 244V245H216ZM23 245V246H24ZM127 246V248H126V246ZM194 245V246H193ZM20 247H21V245H19ZM128 246H129V248H128ZM165 246V247H164ZM197 246V247H196ZM199 246H200V248H199ZM202 246H203V248H202ZM140 247V248H139ZM150 247H152V248H150ZM171 247V248H170ZM187 247V248H186ZM221 247V248H220ZM149 248V249H148ZM8 249V248H7ZM141 249V250H140ZM145 249V250H144ZM151 249V250H150ZM156 249V250H155ZM185 249V250H184ZM187 249V250H186ZM194 249V250H193ZM198 249V250H197ZM219 249V250H218ZM259 249V250H258ZM261 249H262V246H261ZM29 251V250H28ZM119 251V252H118ZM127 251V252H126ZM131 251V252H130ZM151 251V252H150ZM155 251V252H154ZM156 251H157V253H156ZM163 251V252H162ZM169 251V252H168ZM175 251H176V253H177V255H176V253H175ZM209 251V252H208ZM258 251H259V254H258ZM11 252V253H10ZM123 252V253H122ZM154 254H153V253ZM166 252V253H165ZM174 252V253H173ZM14 253V254H13ZM70 253H71V251H70ZM128 253V254H127ZM144 253V254H143ZM147 253H149V254H147ZM156 253V254H155ZM179 253V254H180ZM185 253V254H184ZM200 253V254H199ZM211 253V254H210ZM242 253H244V251L242 252ZM260 253H261V255H260ZM9 254L7 255V257L6 258H3V260H2V257H0V264L2 263V264H6V263H8V260H7V258L9 259ZM12 254V255H11ZM63 254V255H62ZM80 254H81V256H80ZM86 254V253H85ZM88 254V253H87ZM86 254V255H87ZM153 254V255H152ZM213 254V255H212ZM20 255V256H19ZM55 255V256H54ZM60 255V256H59ZM78 255H79V257H78ZM90 255V254H89ZM126 255H129V256H126ZM176 255V256H175ZM190 255V256H189ZM200 255V256H199ZM202 255V256H201ZM95 256V255H94ZM101 256V255H100ZM99 256V257H100ZM150 256V257H149ZM175 256V257H174ZM262 256V257H261ZM13 257V258H12ZM17 257H19V258H16ZM52 257V259H51V261H52V264L54 263V264H57L58 263V261L56 260V259H54ZM62 258V259H60V258ZM68 257V258H67ZM102 257V256H101ZM114 257H112V259L114 258ZM128 257V258H127ZM130 257H132V258H130ZM140 257V258H139ZM155 257H157V258H155ZM178 259H177V258ZM196 257V258H195ZM210 257V258H209ZM212 257V258H211ZM219 257V258H218ZM66 258H67V260H66ZM72 258H74V259H72ZM78 258V259H77ZM134 258V259H133ZM137 258V259H136ZM169 258V259H168ZM203 258V259H202ZM4 259L7 261H4ZM9 259V260H10ZM19 259V260H18ZM26 259V260H25ZM41 259V260H40ZM74 261V263H73V261ZM119 259V260H118ZM129 259H130V261H129ZM142 259V260H141ZM152 259V260H151ZM175 259V260H174ZM194 259V260H193ZM200 259V260H199ZM210 259V260H209ZM217 259H214V260H217ZM3 262H2V261ZM38 260V261H37ZM55 260V261H54ZM65 260V261H64ZM72 262H71V261ZM107 262H106V261ZM133 260V261H132ZM178 260V261H177ZM203 260H205V262L203 261ZM218 260V261H219ZM11 261H9V262H11ZM21 261V262H20ZM27 261V262H26ZM56 261H57V263H56ZM96 261V262H95ZM121 261V262H120ZM151 261V262H150ZM176 261V262H175ZM193 261V262H192ZM199 261V262H198ZM41 262V263H40ZM91 262V263H90ZM93 262V263H92ZM109 262V263H108ZM123 262V263H122ZM129 262V263H128ZM135 262V263H134ZM159 262V263H158ZM9 264V263H8ZM58 264H62V263H58ZM65 264H66V262H65ZM181 264V263H180ZM262 264V263H261Z\"/></svg>",
  "mask_w": 264,
  "mask_h": 264
}]
</instances>
